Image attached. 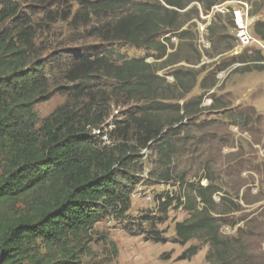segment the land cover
<instances>
[{"label": "trees", "instance_id": "1", "mask_svg": "<svg viewBox=\"0 0 264 264\" xmlns=\"http://www.w3.org/2000/svg\"><path fill=\"white\" fill-rule=\"evenodd\" d=\"M193 1L204 13L227 1L246 2L248 15L255 18L254 36L264 40V0H156L157 5L141 0H80V4L97 17L104 11L115 13L130 7L131 15L123 17L111 35L102 33L104 42L108 46L123 42L145 47L160 60L167 54L162 37L181 28L180 10L187 12ZM0 5V264H80L77 247L67 240H79L92 232L104 217L127 216L143 171L139 148L159 143L157 150L166 167L160 176L165 181L174 178L170 169L175 153L171 136L177 129L172 125L180 119L168 121L167 127L149 117L152 111L161 109L157 100L166 98L167 91L162 87L165 78L147 57L114 59L113 49L107 47L104 54L89 51L71 62L64 73L71 85L57 89L67 96L66 101L40 120L35 106L51 94L46 67L54 56L42 54L36 29L16 0H1ZM228 10L234 21L232 7ZM87 19L88 15L81 16V20ZM244 56L246 53L236 55L234 62L264 60L257 50L250 58ZM173 76L180 79L178 70ZM99 81L111 85V92L129 101H148L147 107L138 111L147 115L133 119L143 132L136 147L129 145L125 136L114 145L105 143L100 128L109 116L112 101L93 90ZM191 100L182 105L184 118L193 113ZM234 118L248 125L253 113L240 110ZM129 128L127 124L123 131ZM177 178L179 186H185L184 194H167L160 202L164 212L160 220L167 218L173 204L182 207L189 216L175 224L174 242L185 246L192 239L199 240L185 249L180 259H190L208 245L207 264H249L255 255L243 244L241 234L225 236L221 232L229 222L223 217L228 211L218 209L219 204H234L232 200L224 197L215 201L220 187L209 177L205 185L201 181L184 184L185 177ZM154 240L165 238L157 234ZM38 242L47 252L41 253ZM110 244L116 253L115 243ZM54 245H59L58 251L50 250Z\"/></svg>", "mask_w": 264, "mask_h": 264}, {"label": "rangeland", "instance_id": "2", "mask_svg": "<svg viewBox=\"0 0 264 264\" xmlns=\"http://www.w3.org/2000/svg\"><path fill=\"white\" fill-rule=\"evenodd\" d=\"M16 1L36 29V43L42 54L54 56L46 67L51 94L35 106L40 120L66 101L67 96L57 89L71 85L64 78L71 62L82 53L96 50L104 54L109 48L113 49L114 59L117 56L147 57L158 69V74L165 78L162 87L167 91L166 98L157 100L161 109L152 111L149 117L168 124L167 127L168 121L173 123L180 119L172 125L177 129L171 136L175 153L170 169L174 178L165 181L160 176L166 167L157 150L159 143L139 148L143 171L139 174L141 181L135 186L127 216L123 219L104 217L92 232L79 240H67L70 246L77 247L80 264H207L208 245H203L190 259H180L185 249L199 242L196 238L185 246L174 242L175 224L189 216L186 210L173 204L168 208L167 218L160 220L164 217L160 202L167 194L171 197L184 194L185 186L177 182L179 175L185 177L184 184L201 181L205 185L208 177L215 181L220 189L214 200L219 201L220 196L234 203L219 204L218 209L228 211L223 217L229 223L221 227L222 234H241L243 244L255 255L249 264H264V60L249 64L234 62L235 56L242 53H246L245 59L252 57L256 50H261L255 43H264L254 36L252 23L255 18L247 15L246 6L241 7L238 1L222 4L244 10L247 34L253 37V45H239L235 23L228 11L223 13L212 7L208 13L200 12L199 3L193 1L187 12L180 10L181 28L162 37L167 54L156 60L152 50L145 47L137 48L123 42L108 46L109 43L104 42L102 33L108 31L111 35L119 21L131 15L130 7L115 13L104 11L97 17L81 6L80 0ZM141 1L157 5L156 0ZM83 14L88 15L87 20H81ZM261 16L264 19V9ZM164 37L169 39L164 40ZM261 55L264 59L262 50ZM176 70L180 75L177 80L173 76ZM97 85L93 90L112 101L109 116L100 128L105 143L114 145L125 136L129 145L136 147L143 132L138 130L133 119L147 115L138 111L147 107L148 101H129L126 96L111 92V85L100 81ZM189 99L194 103L193 113L184 118L181 108ZM240 110L253 113L248 125L235 121L234 116ZM127 124L130 131L124 132ZM157 234L165 240L156 242ZM112 241L117 247L116 253L110 244ZM37 245L41 253L47 252L41 242ZM50 250L58 251L59 245Z\"/></svg>", "mask_w": 264, "mask_h": 264}, {"label": "built area", "instance_id": "3", "mask_svg": "<svg viewBox=\"0 0 264 264\" xmlns=\"http://www.w3.org/2000/svg\"><path fill=\"white\" fill-rule=\"evenodd\" d=\"M244 7L246 6V13L248 15V9L249 6L246 2L243 3ZM216 10L219 11H225V8L223 7V5L220 6H216L215 7ZM244 10H233V14H234V19H235V23L237 26V38H238V42L240 46L246 45V46H250L253 45V37H249L247 34V19L244 16ZM257 39V38H256ZM252 41V42H251ZM255 44H258L261 48V50L264 52V43L261 42H256ZM219 198L221 199V197L219 196ZM220 201V200H219Z\"/></svg>", "mask_w": 264, "mask_h": 264}, {"label": "clouds", "instance_id": "4", "mask_svg": "<svg viewBox=\"0 0 264 264\" xmlns=\"http://www.w3.org/2000/svg\"><path fill=\"white\" fill-rule=\"evenodd\" d=\"M240 5H241V7H243V3L244 2H238ZM216 7V6H215ZM224 7V6H223ZM225 8V11H229L228 10V7H224ZM216 10V9H215ZM232 10H234V7H232ZM225 11H223V12H225ZM222 12V11H221ZM233 17H234V14H233ZM249 17V16H248ZM255 20V19H254ZM234 22H235V19H234ZM235 25H236V23H235ZM236 32H237V26H236ZM237 37V36H236ZM237 40H238V38H237ZM260 52H261V50H259ZM233 228V227H232ZM235 228V227H234Z\"/></svg>", "mask_w": 264, "mask_h": 264}, {"label": "crops", "instance_id": "5", "mask_svg": "<svg viewBox=\"0 0 264 264\" xmlns=\"http://www.w3.org/2000/svg\"><path fill=\"white\" fill-rule=\"evenodd\" d=\"M242 194H243V192H242ZM242 196V195H241ZM239 200V202H240V199H238Z\"/></svg>", "mask_w": 264, "mask_h": 264}]
</instances>
